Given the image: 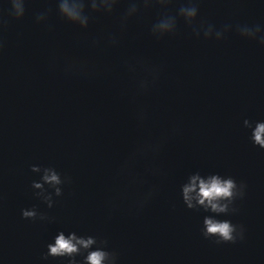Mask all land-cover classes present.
Segmentation results:
<instances>
[{
	"label": "water",
	"instance_id": "95a60500",
	"mask_svg": "<svg viewBox=\"0 0 264 264\" xmlns=\"http://www.w3.org/2000/svg\"><path fill=\"white\" fill-rule=\"evenodd\" d=\"M188 2L142 10L120 33L124 4L113 16L93 14L84 32L60 19L54 0H30L21 21L8 15L10 0H0V264H63L42 261L60 229L106 237L119 264H264V149L243 126L245 118L264 119V47L235 31L223 41L193 32L201 20L217 28L264 24V4L201 0L191 27L181 20L176 36L153 38L157 16ZM49 7L51 31L35 23ZM108 32L119 36L118 47L91 45ZM137 59L160 70L144 92L136 83L146 73L125 63ZM74 61L87 71L66 70ZM161 138L160 152L131 168L142 182L130 183L121 165L137 145ZM33 164L72 178L52 209L33 195ZM197 170L247 184L238 211L227 217L245 226L244 240L216 244L202 236L207 213L187 209L179 194ZM152 188V198L136 207ZM33 206L54 219L22 218L21 209Z\"/></svg>",
	"mask_w": 264,
	"mask_h": 264
},
{
	"label": "clouds",
	"instance_id": "9594fccd",
	"mask_svg": "<svg viewBox=\"0 0 264 264\" xmlns=\"http://www.w3.org/2000/svg\"><path fill=\"white\" fill-rule=\"evenodd\" d=\"M30 0H10V11L8 15L16 21H21L26 16L27 5ZM57 13L61 20L78 26L87 32L93 21V14L113 16L116 9L122 4L125 10L116 18V23L120 33L128 29L130 21L141 18L142 10L159 7L167 10L173 4V0H54ZM264 4V0H258ZM201 0H189L181 5L178 11L173 14L167 11L161 12L151 23L150 33L153 38L160 40L165 37H173L178 34V25L182 20L191 27L200 15ZM51 7L41 11L35 16V23L52 30L50 16ZM6 25V21L0 15V28ZM235 31L239 37L245 40L254 41L264 47V24L250 25L248 23H226L220 28L205 20H201L199 25L193 27V32L197 38L201 34L206 40L223 41L227 34ZM108 47L119 46V36L115 32H108L100 39L94 38L91 41L93 47H100L101 43ZM3 41L0 40V50L3 49ZM130 72L135 73L139 66L146 76L136 83L139 92L146 91L151 84L159 78L158 67L151 66L141 59L135 63L125 61ZM68 71H87V66L83 63L71 62L67 65ZM138 119L143 121L145 114L138 113ZM243 126L249 132V140L254 146L264 149V119L243 120ZM163 138L158 141L144 142L130 153L128 158L121 165L120 173H127L130 176V183L142 182L133 175L131 168L141 157L149 154L155 156L161 150ZM31 171L37 174L38 179L32 180L31 188L33 195L52 209L57 203L56 197L64 195L65 185L72 182V178L55 166L42 167L37 164L31 165ZM152 174H157L159 169L153 167L149 169ZM247 184L244 181L237 182L231 175H223L220 172L202 173L197 170L187 175L180 185V198L187 209L200 211L204 215L202 227L200 229L205 239H214L216 244H235L245 239L246 228L243 224L233 223L227 217L235 214L238 209L234 206L238 199H243L246 195ZM155 192V188L145 192L136 202L135 206L143 207L150 200ZM22 218L26 220H40L41 222H51L54 217H50L46 212L39 211L36 206L21 209ZM49 258L59 259L63 264H119L120 255L110 249L109 240L95 234L79 233L76 230H58L46 244V252L42 256V261L47 262Z\"/></svg>",
	"mask_w": 264,
	"mask_h": 264
}]
</instances>
